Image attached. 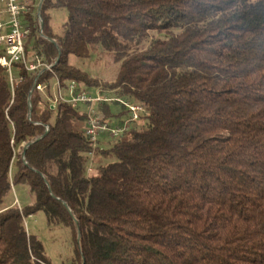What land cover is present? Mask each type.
Returning <instances> with one entry per match:
<instances>
[{
	"label": "trees",
	"instance_id": "1",
	"mask_svg": "<svg viewBox=\"0 0 264 264\" xmlns=\"http://www.w3.org/2000/svg\"><path fill=\"white\" fill-rule=\"evenodd\" d=\"M41 17L26 55L52 69L36 86L75 81L147 112L101 148L78 108L33 89L40 71L16 65L12 86L0 66V264H52L24 225L39 213L71 230L70 264H264V0H44ZM96 47L118 65L110 83L70 64ZM110 104L124 107L102 104L105 119Z\"/></svg>",
	"mask_w": 264,
	"mask_h": 264
},
{
	"label": "rangeland",
	"instance_id": "2",
	"mask_svg": "<svg viewBox=\"0 0 264 264\" xmlns=\"http://www.w3.org/2000/svg\"><path fill=\"white\" fill-rule=\"evenodd\" d=\"M40 2L41 0H34V5H32V8H31L32 10L31 12H34V15L36 14L37 19H38V7H39ZM50 14H51L52 30L57 33L60 31L61 24L66 20V12L64 10H52ZM27 41H28V38L26 42ZM27 44L30 50H32L31 49L32 46L30 45V42H28ZM25 48H26V44H25ZM3 49H4V45L0 44L1 55L3 53ZM25 52H26V49H25ZM29 58H30V55H29ZM29 58H26L25 65H28V66L29 64L38 65L37 70L40 72L44 70L49 71L52 69L51 65H46L43 63L42 57L40 55L34 54L32 56V60H30ZM70 64L74 68L84 71L89 77L96 79L102 83L112 82L115 79L117 70H118V65H115L113 63L111 56H109L107 53L102 51L99 47H96L95 50H92L88 58H78V57H73V56L70 57ZM25 65L23 66L25 67ZM37 70L34 72H37ZM12 72H14V75L16 78L13 79L12 82L11 81L10 82L12 86H14L15 81L18 78L16 76L17 72L16 71H12ZM37 79H38L37 77L34 79V83H36ZM46 85L47 83L43 82L41 85H38L40 86V88L36 86L34 89L36 90V92L42 95V98L44 100H46L48 103H51L53 105H56L59 102H66L70 104V101L68 100V96L65 93L63 94L61 85L58 80L52 83V87L55 89V91L53 92V97H49V95H47V93L45 92ZM81 87H82V90H84L85 92L92 93V94H94L96 90L99 89V88H89V87L85 88L83 86ZM59 92H61L60 93L61 96L58 94ZM126 102H128V100H126ZM70 105L72 106V104ZM124 107L121 106L120 104H110L109 113L110 115L111 114L112 115L111 116L109 115L107 119L104 118L105 117V115H103L104 108L102 105L100 106L98 104H94L92 105L91 109L96 110V116L98 119L102 121H106L107 123H110L116 126L122 120L127 119V114L125 113L126 107L125 108ZM74 108H78L84 115H86L85 121H80L77 123L78 129L84 132L85 130L88 129L87 118L89 117V111H90L88 110L89 107L83 104H80V106L74 107ZM42 136L44 137L45 134H43ZM113 140L114 139L111 138V135H107V136L103 135L100 138V140L97 142V146L101 148H105L108 146L110 142H114ZM26 145L27 144L23 145V148L21 150V156L23 154V150ZM24 155H26V152ZM96 166L97 164L91 163L88 169V173H92ZM11 200L13 201L14 205H17L19 208H22L23 206L31 203V200L26 195L25 190L19 189V188L13 189ZM24 220H25L24 225L27 231L30 234L37 235L38 238L43 242L45 249H46V254L48 255L52 264H70V261L73 258V243H74L70 229L63 228V227L48 226L45 220V216L42 213L34 214L32 216L25 218ZM78 241H79V236H78Z\"/></svg>",
	"mask_w": 264,
	"mask_h": 264
},
{
	"label": "built area",
	"instance_id": "3",
	"mask_svg": "<svg viewBox=\"0 0 264 264\" xmlns=\"http://www.w3.org/2000/svg\"><path fill=\"white\" fill-rule=\"evenodd\" d=\"M32 5L34 0H0V44L4 45L0 56V66L6 69L11 82L16 78L12 72L15 71V66L26 63L25 44L31 31L27 17L30 14L34 16V12H31ZM25 68L29 72H34L38 65L29 64V66L25 65ZM62 91L68 96L72 107H78L80 104L89 107L88 129L84 131V134L94 144L106 134L111 135L112 138L123 136L130 125L147 112L146 108L139 103L110 98L109 93L102 88L97 89L94 94L85 92L75 81L69 82ZM60 93L58 94L61 96ZM113 101L123 104L128 112L127 119L121 125H109L106 121L98 119L96 110L91 109L94 104L101 106Z\"/></svg>",
	"mask_w": 264,
	"mask_h": 264
},
{
	"label": "water",
	"instance_id": "4",
	"mask_svg": "<svg viewBox=\"0 0 264 264\" xmlns=\"http://www.w3.org/2000/svg\"><path fill=\"white\" fill-rule=\"evenodd\" d=\"M42 2H43V0H41V2H40V4H39V7H38V23H39V31H40V34L41 35H43L42 33H43V20H42V18H41V9H42ZM51 42H53L55 45H56V42L54 41V40H50ZM56 47H57V45H56ZM59 55H60V53H59ZM57 63V62H56ZM44 71H46V70H44ZM44 71H42V72H40L39 74H38V76H37V78L40 76V75H42V73L44 72ZM35 87H36V83H34L33 84V89H35ZM32 108H33V100H31L30 99V101H29V110H28V121H30V116H31V112H32ZM43 136H41L40 138H42ZM36 141V140H35ZM35 141H33V142H29V143H27V145L25 146V148H24V150H23V154H22V159H23V161H24V163L26 164V161H25V152H26V150L35 142ZM65 206H66V208L68 209V207H67V205L66 204H64ZM69 210V209H68ZM69 212H70V210H69Z\"/></svg>",
	"mask_w": 264,
	"mask_h": 264
}]
</instances>
